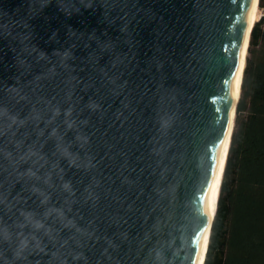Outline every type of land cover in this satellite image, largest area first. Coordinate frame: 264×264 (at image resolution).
Instances as JSON below:
<instances>
[{
  "label": "water",
  "instance_id": "95a60500",
  "mask_svg": "<svg viewBox=\"0 0 264 264\" xmlns=\"http://www.w3.org/2000/svg\"><path fill=\"white\" fill-rule=\"evenodd\" d=\"M251 4L0 0V264L198 263Z\"/></svg>",
  "mask_w": 264,
  "mask_h": 264
},
{
  "label": "trees",
  "instance_id": "16d2710c",
  "mask_svg": "<svg viewBox=\"0 0 264 264\" xmlns=\"http://www.w3.org/2000/svg\"><path fill=\"white\" fill-rule=\"evenodd\" d=\"M257 5L202 264H264V0Z\"/></svg>",
  "mask_w": 264,
  "mask_h": 264
},
{
  "label": "bare ground",
  "instance_id": "6f19581e",
  "mask_svg": "<svg viewBox=\"0 0 264 264\" xmlns=\"http://www.w3.org/2000/svg\"><path fill=\"white\" fill-rule=\"evenodd\" d=\"M257 15H258L257 0H252V4H251V7H250L249 16H248V23H247V26H248L247 27V38L249 36L250 28L253 25V22L256 20ZM246 43H247V39H246ZM245 55H246V51L244 50V56ZM243 64H244V58L242 57V63H241L240 70H239V73H238V77H237V81H236V90H235L234 99H233V102H232L229 128H228V132H227L224 144H223L222 153H221V156H220V159H219V162H218V168H217L216 176H215V179H214V182H213V185H212V189H211V193H210V210H209L210 215H209V220H211V217H212V215L214 213V206L216 207L215 201L217 202V198H218L217 194H219V188H220V183H221V179H222V171H223L224 164H225V161H226L228 144H229V140H230V134L232 132L233 125H234L233 121L235 120V105H236V101L238 100V96H239V93H240V84H241V81H242L241 80V76H242ZM226 146H227V148H226ZM207 241H208V229L206 230V233H205V236H204V239H203V243H202V247H201V251H200V255H199V259H198V263L197 264H202V261L204 259L206 246H207Z\"/></svg>",
  "mask_w": 264,
  "mask_h": 264
},
{
  "label": "rangeland",
  "instance_id": "374dc122",
  "mask_svg": "<svg viewBox=\"0 0 264 264\" xmlns=\"http://www.w3.org/2000/svg\"><path fill=\"white\" fill-rule=\"evenodd\" d=\"M258 6V5H257ZM259 15V16H258ZM258 15L256 17V20H258L260 18V16L262 15V10H260V8L258 7ZM255 20V21H256Z\"/></svg>",
  "mask_w": 264,
  "mask_h": 264
}]
</instances>
